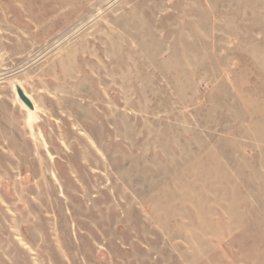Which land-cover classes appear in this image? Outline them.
<instances>
[{
	"label": "rangeland",
	"instance_id": "rangeland-1",
	"mask_svg": "<svg viewBox=\"0 0 264 264\" xmlns=\"http://www.w3.org/2000/svg\"><path fill=\"white\" fill-rule=\"evenodd\" d=\"M0 264H264V0H0Z\"/></svg>",
	"mask_w": 264,
	"mask_h": 264
},
{
	"label": "water",
	"instance_id": "water-1",
	"mask_svg": "<svg viewBox=\"0 0 264 264\" xmlns=\"http://www.w3.org/2000/svg\"><path fill=\"white\" fill-rule=\"evenodd\" d=\"M15 90H16V94L18 96V98L20 99V101H22L24 103V105L32 110L33 109V105L31 100L26 96V94L23 92V90L21 89L20 86L16 85L15 86Z\"/></svg>",
	"mask_w": 264,
	"mask_h": 264
},
{
	"label": "bare ground",
	"instance_id": "bare-ground-1",
	"mask_svg": "<svg viewBox=\"0 0 264 264\" xmlns=\"http://www.w3.org/2000/svg\"><path fill=\"white\" fill-rule=\"evenodd\" d=\"M25 93V92H24ZM26 94V93H25ZM26 96L30 99V97L26 94ZM31 100V99H30ZM32 102V101H31ZM23 103V102H22ZM32 105H33V109L32 110H30L29 109V111H30V113H32L33 112V110H34V104L32 103Z\"/></svg>",
	"mask_w": 264,
	"mask_h": 264
}]
</instances>
